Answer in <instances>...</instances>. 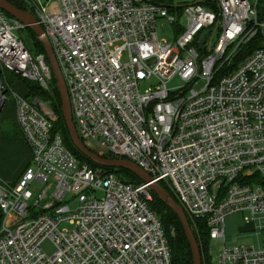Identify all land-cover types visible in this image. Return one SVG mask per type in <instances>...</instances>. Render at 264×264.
<instances>
[{
    "label": "built area",
    "instance_id": "2783aa9c",
    "mask_svg": "<svg viewBox=\"0 0 264 264\" xmlns=\"http://www.w3.org/2000/svg\"><path fill=\"white\" fill-rule=\"evenodd\" d=\"M18 1L49 41L83 146L130 161L151 182L135 186L80 162L50 101L10 90L31 159L15 181L0 180V264H171L150 208L153 183L173 195L193 234L204 225L208 242L222 239L207 263L264 264V226L256 246L224 242L228 216L264 219L261 0ZM161 19L171 43L158 38ZM24 28L0 10V72L51 93L46 55L13 34ZM256 36L263 46L234 65ZM175 77L184 86L168 89Z\"/></svg>",
    "mask_w": 264,
    "mask_h": 264
},
{
    "label": "rangeland",
    "instance_id": "374dc122",
    "mask_svg": "<svg viewBox=\"0 0 264 264\" xmlns=\"http://www.w3.org/2000/svg\"><path fill=\"white\" fill-rule=\"evenodd\" d=\"M157 34L160 40L166 41L167 43H171L173 41V27L164 19L158 20L157 23ZM29 28L25 27L23 30H15L13 34L19 38L25 45L30 41V32ZM123 60H126V55H123ZM2 84V83H1ZM204 83L202 81L197 82L193 89L195 91H200L203 87ZM149 84H142L139 87L141 93H143ZM184 86V83L178 78L175 77L167 82V88H181ZM2 87L8 91L6 94V101L4 103V107L0 111V140L6 143V146L0 145V178L4 181L13 180L9 179L14 177L16 173L25 167L30 162L31 159V151L28 145L25 143L23 138L21 137L19 130L15 123V113H14V105L13 98L11 96V89L17 91L22 88L19 83H14L12 86L9 84H2ZM23 92V91H22ZM4 135V139L1 136ZM90 149L95 153L102 152V149L96 145V143L91 142ZM87 164V163H85ZM123 176V175H122ZM124 178L129 181L127 177ZM11 182V181H7ZM70 209H74L77 206V201L74 200L69 204ZM245 218H248L250 222L252 221L251 217L246 215H233L228 216L225 220V244L228 247L238 246V245H247V246H256L260 239V228L264 226V219L261 221L254 220L253 223L248 224L244 221ZM251 230H255L252 231ZM198 233V231H195ZM200 243L199 249L201 254V264H209L213 263L216 259V256L220 252L223 241L220 240H211L208 242L207 250L204 248L203 241L199 240ZM44 251L47 254H50L49 248L44 247ZM207 253V254H206ZM209 262V263H207Z\"/></svg>",
    "mask_w": 264,
    "mask_h": 264
},
{
    "label": "trees",
    "instance_id": "16d2710c",
    "mask_svg": "<svg viewBox=\"0 0 264 264\" xmlns=\"http://www.w3.org/2000/svg\"><path fill=\"white\" fill-rule=\"evenodd\" d=\"M6 1L22 11L25 12L29 11L27 6L18 0H6ZM145 1L153 2L154 0H145ZM5 15L8 18H11L9 15L7 14ZM258 18L259 20L264 19V0H261V4L258 10ZM28 31L30 32V41H28V43L25 46L29 49L32 55L45 54L44 47L37 40L35 34L30 29H28ZM261 46H263L262 40L259 36H256L241 48L239 54L234 60V65L237 64L238 62H241L243 59L248 57L254 50L259 49ZM0 82L2 84L7 83L9 84V86H12L14 83H19L21 86L24 87V89L22 90L21 88L20 90L17 91L13 89V91L17 92L18 94L22 96L24 95L26 97H38L42 101H50L51 108L58 118L55 123V129L62 134L65 144L67 145L68 148H70V150L74 153V155L78 158L80 162L87 163L94 168H99L106 171H112L117 175V177H119L125 183H130L135 186L141 184V181L129 171L123 169H111V168H103L97 166L74 148V146L70 141L67 128L64 119L62 117L61 101L58 92L56 90L55 81L53 78L51 83V93H45L40 91L39 87L36 84L24 81L6 70L1 71ZM1 137L2 139L5 138L4 135ZM104 157L108 159L115 158L112 155H105ZM124 176L127 177L129 181H127L124 178ZM162 188L174 201H176L173 195L169 192V190L166 187L162 185ZM152 196H153V202L150 204V208L156 214V216L159 218L161 222L163 234L165 239L167 240L168 247L170 249L171 264H192L191 252L187 240L182 231V228L180 226L178 218L154 194ZM194 237L198 243H200L199 240L203 241L204 248L207 250L208 237H207V230L204 225L199 226L198 233L194 232Z\"/></svg>",
    "mask_w": 264,
    "mask_h": 264
},
{
    "label": "water",
    "instance_id": "95a60500",
    "mask_svg": "<svg viewBox=\"0 0 264 264\" xmlns=\"http://www.w3.org/2000/svg\"><path fill=\"white\" fill-rule=\"evenodd\" d=\"M0 10H2L5 14L9 15L11 18L18 21L20 24L29 28L35 34L37 40L43 45L45 55L51 69V74L55 81V87L61 101L62 117L64 119L70 141L74 148L97 166L103 168L123 169L129 171L130 173L135 175L141 181V183L149 184L151 180L149 179L148 175L130 161L124 159L101 158L83 146V144L78 138L73 124L71 105L66 86L64 84L60 69L50 47L49 41L45 37L43 30L38 24H36L34 17L29 12H25L16 8L6 0H0ZM5 94L6 90L0 89V111L4 106L3 96ZM149 189L178 218L191 252L192 264H201V254L198 243L194 237V234L189 226L188 220L181 207L176 204V202L166 193V191L159 184L153 183L149 186Z\"/></svg>",
    "mask_w": 264,
    "mask_h": 264
},
{
    "label": "crops",
    "instance_id": "0c3cea01",
    "mask_svg": "<svg viewBox=\"0 0 264 264\" xmlns=\"http://www.w3.org/2000/svg\"><path fill=\"white\" fill-rule=\"evenodd\" d=\"M5 144H6V143H4L3 141L0 140V145H2V146H6ZM25 166H26V165H25ZM23 169H24V167H23L22 169H20V170L16 173V175H14V177L9 178V179H13V180H7V181H11V182L15 181V180L19 177V175L21 174V172L23 171ZM0 180L4 181L2 178H0ZM7 181L5 180V182H7Z\"/></svg>",
    "mask_w": 264,
    "mask_h": 264
}]
</instances>
